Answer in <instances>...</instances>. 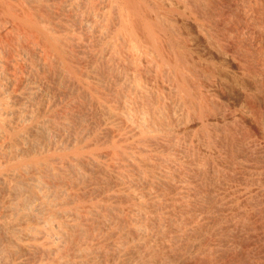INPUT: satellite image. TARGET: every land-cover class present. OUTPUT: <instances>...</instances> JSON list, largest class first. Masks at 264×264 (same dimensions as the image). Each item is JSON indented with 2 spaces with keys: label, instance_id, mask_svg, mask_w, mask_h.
I'll use <instances>...</instances> for the list:
<instances>
[{
  "label": "bare ground",
  "instance_id": "1",
  "mask_svg": "<svg viewBox=\"0 0 264 264\" xmlns=\"http://www.w3.org/2000/svg\"><path fill=\"white\" fill-rule=\"evenodd\" d=\"M179 19L264 78V0H0V264H264V141Z\"/></svg>",
  "mask_w": 264,
  "mask_h": 264
},
{
  "label": "rangeland",
  "instance_id": "2",
  "mask_svg": "<svg viewBox=\"0 0 264 264\" xmlns=\"http://www.w3.org/2000/svg\"><path fill=\"white\" fill-rule=\"evenodd\" d=\"M177 23L178 24H181L180 26H181V28H182V26H184V24L182 25V23L183 22H181V20L179 19V20H177ZM184 28H185V26H184ZM183 29V28H182ZM184 30V29H183ZM189 28H187L186 27V32H185V30H184V36H185V39H186V41H188L187 43V46H189V48H190V50H192V51H195V53L197 54V55H195V56H198V57H200V59H203V60H200V61H202L203 63H204V66H202L203 67V69H205V68H208L207 70H208V74H211L209 77L212 79V82H214L215 84H213V85H215V87L216 88H218L219 89V91H217L216 89H214L213 87V89L214 90H212L213 92H215L214 94H216L217 96V98L220 100H218V103L219 102H222V104H224V106L226 105V107L228 106L227 105V103L229 104L230 103V105H229V108L231 109H233L234 111V113H235V116L237 117H239L241 120H243V118L244 117H246V118H244L245 120V122H246V120H247V125L248 126H250L252 129H253V131H254V129H255V131H254V133H255V135L260 139L261 138V140H263L264 141V78L263 79H258V78H256L252 73H253V71H250V72H247V71H245V70H250L249 68H246V69H244V70H242L240 67L241 66H239L240 64L237 62L238 60H235V59H233V58H230V57H227V56H225L224 57V55L222 56V55H220V54H216V53H213L212 51H210L208 48H207V46L203 43L204 41H202V39H200V38H198L197 37V34L194 32V31H192V30H190ZM189 32V33H188ZM192 32V33H191ZM195 34H196V36H195ZM188 35V36H187ZM186 36H187V38H186ZM195 37V38H194ZM199 39V40H198ZM202 42V43H201ZM243 45L245 44L244 42L242 43ZM247 45V44H246ZM251 45V44H250ZM250 45H248L247 47H251ZM191 46H193V47H191ZM245 46V45H244ZM242 47V51L244 50V52H246L245 54L242 52V54L245 56L246 54H247V58L252 62V63H255V62H259L260 60H261V57H260V54H259V50L260 49H258V50H255L254 51V47L252 48H248V50L246 49L247 47L245 46V48L243 47V46H241ZM194 48H195V50H194ZM197 48V49H196ZM246 49V50H245ZM201 51V52H200ZM204 53H203V52ZM248 51V52H247ZM207 52V53H206ZM194 53V54H195ZM199 54V55H198ZM205 54V55H204ZM213 54V55H212ZM250 54V55H249ZM258 54V55H257ZM201 55V56H200ZM203 56V57H202ZM210 56V57H209ZM202 57V58H201ZM256 57V58H255ZM258 58H260V60L258 59ZM254 60V61H253ZM249 61V62H250ZM201 62V64H203ZM206 66V67H205ZM252 69V68H251ZM206 69H205V71H207ZM253 70V69H252ZM247 72V73H246ZM252 72V73H251ZM244 73V74H243ZM257 73V72H256ZM206 74H207V72H206ZM247 74V75H246ZM218 77V78H217ZM216 78V79H215ZM217 79H219V80H217ZM257 79V80H256ZM214 80V81H213ZM218 82H217V81ZM216 81V82H215ZM220 83H221V85L223 86V88H224V90H225V92L223 93V91L222 90H220V89H223V88H219V87H222V86H220ZM219 85V86H218ZM218 86V87H217ZM227 89V90H226ZM222 91V92H221ZM229 92L230 93V95H229V93H227V92ZM228 95H227V94ZM222 94H226L227 95V98H228V96H230V98L227 100V98H226V96H224V95H222ZM233 94V95H232ZM233 97H232V96ZM234 99V101H233V99ZM229 100H232L231 102H232V105H231V102L229 101ZM225 102V103H224ZM84 102H82L81 103V106H79L80 105V103L79 104H76V107H75V109L77 110V107L78 108H83V104ZM217 103V104H218ZM235 105H234V104ZM219 105H220V103L217 105V107L215 106V109H218L219 108ZM81 108V109H82ZM228 108V107H227ZM231 109V110H232ZM79 110V109H78ZM236 110V111H235ZM237 112V113H236ZM239 115H241L242 116V118H241V116H239ZM251 124H250V123ZM252 125V126H251ZM263 138V139H262ZM235 229V230H234ZM232 231H235V232H233L234 233V235L236 234H238L239 233V235H240V232L238 231V229L239 228H234ZM238 231V233H236ZM232 233V234H233ZM235 235V236H236ZM241 235H243V237H244V239L243 240H246V241H244L243 242V240L242 239H240V240H242V242L244 243L243 245H240V246H243V247H240V248H243V249H239V250H241L240 252H241V254H243L244 255V252L245 251H242V250H244L245 249V245H246V243H247V239H245V238H247L245 235V233H243V234H241ZM237 237H238V235H237ZM236 238V237H235ZM239 238H240V236H239ZM238 239V238H237ZM236 239V240H237ZM239 240V243L241 244L242 242ZM238 241V240H237ZM258 245H260V246H262L261 244H258ZM260 246L259 247H254V248H256V249H253V250H257L258 251V249H260ZM264 246V245H263ZM262 246V248L260 249L261 251L259 252L260 253V255H257V254H255L254 255V253L253 252H251V251H253V250H247L246 249V251H247V253H248V251H249V253L252 255L253 254V256H256L257 258H256V262L259 260L258 258L260 257V259L262 258V256H264V254H262V253H264L263 252V250L262 249H264V247ZM220 250V249H219ZM218 250V252H219V254L220 253H223V252H220ZM217 251V250H216ZM216 251H214L215 252V254H217L216 253ZM254 251V252H255ZM256 251V252H257ZM212 252L213 251H211V254H212ZM243 252V253H242ZM255 252V253H256ZM262 252V253H261ZM258 253V254H259ZM211 254L209 255V256H211ZM250 254H248L249 256H251ZM218 255V254H217ZM215 255V257H214V253H213V259L214 258H218V259H220L221 260V258H219V257H221L222 255ZM242 255V256H243ZM246 255V254H245ZM262 255V256H261ZM208 256V257H209ZM247 256V255H246ZM243 256V257H245V258H249V260L251 259V257H249V256ZM212 258V257H211ZM210 258V259H211ZM216 258V259H217ZM244 258V259H245ZM213 259H211V260H213ZM216 259H214L213 261H216ZM252 259H255V258H253L252 257ZM242 260V259H241ZM248 259H245V261H247ZM243 261V260H242ZM245 261H243V264H244V262ZM248 262V261H247ZM251 262H253V263H255L254 261H251ZM259 262V261H258ZM258 262L256 263V264H258ZM253 263H247V264H253Z\"/></svg>",
  "mask_w": 264,
  "mask_h": 264
}]
</instances>
